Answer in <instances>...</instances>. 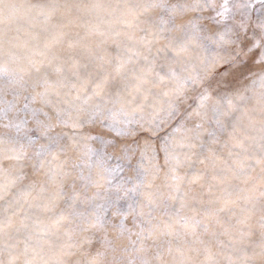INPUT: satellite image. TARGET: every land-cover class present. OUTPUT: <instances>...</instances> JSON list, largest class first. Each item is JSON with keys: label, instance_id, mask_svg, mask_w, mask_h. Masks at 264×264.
<instances>
[{"label": "snow or ice", "instance_id": "snow-or-ice-1", "mask_svg": "<svg viewBox=\"0 0 264 264\" xmlns=\"http://www.w3.org/2000/svg\"><path fill=\"white\" fill-rule=\"evenodd\" d=\"M0 264H264V0H0Z\"/></svg>", "mask_w": 264, "mask_h": 264}]
</instances>
